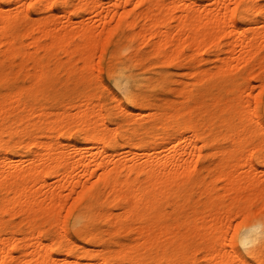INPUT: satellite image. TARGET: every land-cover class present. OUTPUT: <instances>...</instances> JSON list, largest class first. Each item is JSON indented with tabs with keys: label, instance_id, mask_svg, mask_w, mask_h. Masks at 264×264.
Wrapping results in <instances>:
<instances>
[{
	"label": "bare ground",
	"instance_id": "6f19581e",
	"mask_svg": "<svg viewBox=\"0 0 264 264\" xmlns=\"http://www.w3.org/2000/svg\"><path fill=\"white\" fill-rule=\"evenodd\" d=\"M0 264H264V0H0Z\"/></svg>",
	"mask_w": 264,
	"mask_h": 264
},
{
	"label": "rangeland",
	"instance_id": "374dc122",
	"mask_svg": "<svg viewBox=\"0 0 264 264\" xmlns=\"http://www.w3.org/2000/svg\"><path fill=\"white\" fill-rule=\"evenodd\" d=\"M102 80L104 81L103 82V85L101 86L104 90H107L106 93H109L111 91L110 87L107 86V83L104 79V76H102ZM242 168H246V163L243 159L241 158H238V159H232V162H231V167L230 169L231 170H235V169H242ZM216 170V169H215ZM215 170H213V172L210 173V176H209V181L210 182H214L215 183V178H216V175H217V172H215ZM217 171V170H216ZM226 193L223 194V196H225ZM228 195V194H227ZM240 218L239 217H235L234 220V223L236 221H238Z\"/></svg>",
	"mask_w": 264,
	"mask_h": 264
}]
</instances>
